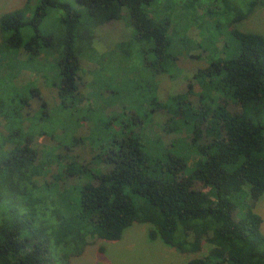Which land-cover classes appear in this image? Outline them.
Masks as SVG:
<instances>
[{"label":"trees","instance_id":"16d2710c","mask_svg":"<svg viewBox=\"0 0 264 264\" xmlns=\"http://www.w3.org/2000/svg\"><path fill=\"white\" fill-rule=\"evenodd\" d=\"M216 1L234 13L229 33L236 53H229L223 24L209 21L214 37L203 49L209 50V62L193 76L201 88L200 106L190 98L193 83L166 101L153 94V79L181 54L169 49L171 20L152 15L154 0H74V5L40 0L32 15L27 0L0 16L5 60L0 78L9 71L13 52L26 62L53 57L59 76L51 86L60 99L58 110L66 112L65 134L73 127L78 101L90 111L98 99L80 92L82 57L97 61L100 72L108 67L102 59L110 54L94 45L96 28L123 20L133 32L120 47L126 57L140 52L151 74L145 85L129 79L131 90L144 86L151 95L137 103L128 94L122 109L129 128L88 141L95 152L92 163L36 146L46 133L34 128L37 119L44 124L56 112L39 88L16 98L0 87V264H49L51 248H66L63 264H69L97 239H121L135 222L150 223L151 239L193 254L188 264H264L263 217L255 210L264 194V35L236 27L264 0H246L245 7ZM197 6L203 16L212 13V6ZM53 8L63 11L59 29L44 31L41 25ZM186 46L181 50L190 52L192 42ZM36 97L40 108L29 110ZM162 113L169 117L159 123L155 117ZM72 129L73 139L59 143L69 149L84 142ZM184 130L198 156L189 171L187 155L171 153L174 142L162 135Z\"/></svg>","mask_w":264,"mask_h":264},{"label":"rangeland","instance_id":"374dc122","mask_svg":"<svg viewBox=\"0 0 264 264\" xmlns=\"http://www.w3.org/2000/svg\"><path fill=\"white\" fill-rule=\"evenodd\" d=\"M39 1L30 0L29 15L33 14ZM61 1L70 2L74 5V0ZM26 2L27 0H0V16L5 12L24 6ZM188 2L189 0H154L151 5L150 11L154 17L171 20L168 33L170 38L169 49L171 51H181L179 59L174 64H171L168 71L157 74L153 79V94L166 101L170 95L185 92L188 85L193 83L194 94H191L190 98L196 106H200L199 93L201 88L193 76L199 68L206 66L209 62V50L205 52L203 49L208 47L209 39L214 36L211 34V30H207V27L213 20L221 22L224 36L227 34V42L231 45L229 53L230 55L235 54L236 44L232 42L233 38L229 33L231 30L229 21L234 13L227 11L223 3L216 0H193L192 5H187ZM233 2L245 7L244 3L248 1L234 0ZM197 5H202V8L212 6V13L205 16L201 15L202 9L198 11L196 9V7L198 8ZM62 14V9H51L41 28L44 31L50 29L58 30V18ZM200 23H205L204 32L201 33ZM236 27L243 31L258 32L264 35V4L259 3L252 14L236 24ZM132 32V28L126 26L123 20H116L96 28L94 45L98 52L110 54L108 55L109 57L106 56L102 59L108 67L105 68L104 72H100V65L97 61L91 60L87 56L81 59L82 70L79 72L80 92L84 97L97 94L98 99L95 102L91 98L94 102L91 104L93 106L90 111L84 109L86 108L85 101L83 102L82 100L80 101L81 103L78 101L76 104L79 107L75 106L74 108L73 127L76 129L74 138L76 135H81L84 138V142L75 145L71 149L59 144L64 140L70 142L73 139V127L71 128L72 131L69 130L68 133H64V130H66L64 122L66 112L58 110L60 99L56 88L51 86L52 82L59 76L56 62H53L54 58L51 56L46 58L45 55H40L32 61L26 62L22 55L16 57L15 52L12 53L11 57H9L10 69L3 79L0 78V87L6 88L8 93L16 98L27 95L30 89L37 87L44 97L43 100L47 101L49 107L56 111L51 119L44 124L43 121L40 122L37 119L40 124L34 127L36 131L46 130L45 135H40L36 139L38 148L42 151L44 147L52 148L56 153H62V155L66 156L65 158L75 155L81 162L92 163L95 152L88 141H95L98 137H102L105 140L115 133H121L123 130L127 131L130 121L123 113L122 105H124V99L130 93L135 101L140 103L151 95L150 93L146 94L147 91L143 92L144 86L135 90L130 89L134 85L130 83V78L131 81L136 80L139 85L147 84L148 78H151V74L147 71V66L140 52L132 54V50L131 54L126 57L125 52L120 47V44L131 40ZM201 40L202 45L199 43ZM186 42L188 46L189 42H192L190 52H186L185 49L181 50ZM218 44L222 45V42ZM1 61L3 63L5 61H3L2 55H0V65ZM120 65L122 68L118 71ZM56 68L57 71L54 72ZM93 81L94 85H92ZM114 90L118 92H111ZM41 102V99L34 98L29 110L35 111L39 109ZM168 117L169 115L162 113L157 115L155 120L163 123ZM29 122L30 120H27L26 126L29 125ZM157 126L155 125V130L158 129ZM3 128L4 126L0 125V130H3ZM49 134H54L56 140L51 139ZM162 135L167 143L174 142V148L170 151L171 153L187 155L189 158L187 170H191L195 166L198 156L191 149L192 144L187 137V132L185 130L181 133L163 132ZM151 138L153 137L151 136ZM153 140L152 143H154ZM72 182H74V177L66 182L64 187H67ZM255 210L263 217L262 230L264 232V194L256 203ZM46 215H49L48 212ZM149 229L150 223L135 222L126 229L121 239L113 241L97 239L94 243L86 246L83 254L72 256L68 260L69 264H188L193 254L183 253L165 244L160 239H151L149 237ZM51 249L48 255L49 264H63V259L66 260L65 255L68 253L67 249ZM207 249L206 247L204 252Z\"/></svg>","mask_w":264,"mask_h":264}]
</instances>
